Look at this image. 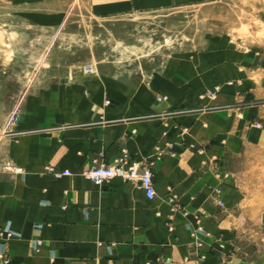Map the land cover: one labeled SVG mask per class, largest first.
Segmentation results:
<instances>
[{"label": "crops", "instance_id": "crops-1", "mask_svg": "<svg viewBox=\"0 0 264 264\" xmlns=\"http://www.w3.org/2000/svg\"><path fill=\"white\" fill-rule=\"evenodd\" d=\"M220 1L0 0V224L20 233L5 239L11 264H264L261 238L253 258L237 245L258 231L226 170L228 154L264 141L252 127L264 114V36L206 34L137 84L81 70L48 81L28 62L47 30L81 10L102 18ZM227 1L234 29H264V0ZM122 151L151 165L152 199L122 178L83 176ZM7 161L23 176L2 171ZM197 218L211 236L196 244Z\"/></svg>", "mask_w": 264, "mask_h": 264}, {"label": "rangeland", "instance_id": "rangeland-1", "mask_svg": "<svg viewBox=\"0 0 264 264\" xmlns=\"http://www.w3.org/2000/svg\"><path fill=\"white\" fill-rule=\"evenodd\" d=\"M234 16V7L227 0L102 18L81 10L61 27L47 30L38 41V55L31 56L28 62L37 64L38 75L48 81L76 75L80 70L83 73V66L92 64L91 74L99 71L137 84L160 71L180 50L199 47L206 34L264 36V29L256 33H249L244 26L234 29ZM252 127L264 132V114L252 121ZM226 158L227 173L235 177L236 188L244 195L247 225L258 231L250 232L237 245L253 258L258 249L255 236L262 239L260 248L264 249V141Z\"/></svg>", "mask_w": 264, "mask_h": 264}, {"label": "built area", "instance_id": "built-area-1", "mask_svg": "<svg viewBox=\"0 0 264 264\" xmlns=\"http://www.w3.org/2000/svg\"><path fill=\"white\" fill-rule=\"evenodd\" d=\"M93 71L94 67L92 64L83 66L84 74L89 75ZM213 94L214 92L208 93V95ZM106 103H109V101L106 100ZM1 169L4 172L12 173L14 175L23 176L24 174L22 167L9 161L3 163ZM48 172L55 178L70 174L67 169L56 171L52 167H48ZM82 174L85 178L91 180L97 185L102 184L108 179L119 177L139 186L144 191L147 199H152L155 195L151 165L143 160L130 158L125 151H122L121 155L117 157L115 163H99L97 165H91L84 169ZM218 203L221 204V201H218ZM41 226V224L35 225L37 229H40ZM189 232L190 237L196 244L199 243L200 237L211 236V233L203 227L198 218L195 219L194 226L189 227ZM18 236H20V233L12 228L10 221L0 224V264H11L5 239ZM41 242L40 238L34 239L31 243V248L36 249Z\"/></svg>", "mask_w": 264, "mask_h": 264}]
</instances>
